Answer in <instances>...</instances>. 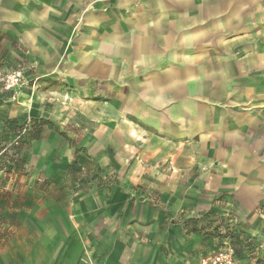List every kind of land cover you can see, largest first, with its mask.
Masks as SVG:
<instances>
[{
	"label": "rangeland",
	"instance_id": "rangeland-1",
	"mask_svg": "<svg viewBox=\"0 0 264 264\" xmlns=\"http://www.w3.org/2000/svg\"><path fill=\"white\" fill-rule=\"evenodd\" d=\"M3 4L0 264H21L37 244L59 245L77 234L86 253L131 250L146 228L164 230L169 240L190 237L194 256L201 244L210 250L228 242L237 264H264V222L253 233L264 219V189L215 188L214 163L192 158L187 165L188 143L175 158L162 131L125 108L116 87L142 106L128 78L80 73L73 57L95 2L73 13L60 36L38 28L37 37L59 46L50 60L20 37L28 23L7 20ZM114 80L122 84H109Z\"/></svg>",
	"mask_w": 264,
	"mask_h": 264
},
{
	"label": "crops",
	"instance_id": "crops-1",
	"mask_svg": "<svg viewBox=\"0 0 264 264\" xmlns=\"http://www.w3.org/2000/svg\"><path fill=\"white\" fill-rule=\"evenodd\" d=\"M88 1L96 9L86 14L87 31L73 57L80 73L128 78L125 85L142 106L116 87L125 108L162 131L175 158L188 143L182 154L190 157L187 165L192 158L199 166L214 163L220 171L211 181L215 188L264 189V6L244 0H4L2 15L27 22L29 33L20 37L50 60L59 46L37 37L38 28L62 35ZM137 232L140 244L131 250L86 253L77 234L59 245L37 244L21 264H190L193 257L199 264L207 251L201 244L195 256L189 253L190 237Z\"/></svg>",
	"mask_w": 264,
	"mask_h": 264
},
{
	"label": "built area",
	"instance_id": "built-area-1",
	"mask_svg": "<svg viewBox=\"0 0 264 264\" xmlns=\"http://www.w3.org/2000/svg\"><path fill=\"white\" fill-rule=\"evenodd\" d=\"M199 264H237V258L229 243L223 242L201 255Z\"/></svg>",
	"mask_w": 264,
	"mask_h": 264
}]
</instances>
